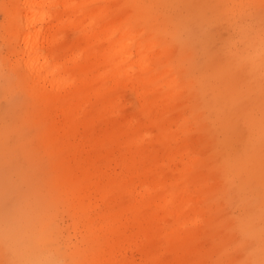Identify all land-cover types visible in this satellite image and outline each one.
<instances>
[{
  "label": "rangeland",
  "instance_id": "obj_1",
  "mask_svg": "<svg viewBox=\"0 0 264 264\" xmlns=\"http://www.w3.org/2000/svg\"><path fill=\"white\" fill-rule=\"evenodd\" d=\"M82 1L86 10L109 8L103 20L122 19L134 29L136 40L159 44L153 72H148L149 95L158 94L159 86L171 91L168 82L175 77L176 94L167 112L170 125H183L185 131L177 133L178 146L161 149L148 138L147 150L158 156L177 151L185 158L184 165L177 158L176 167L164 164V171L176 173L166 177L165 186L176 199L184 196L200 208L197 229L176 259L167 251L166 239L148 256L128 247L116 199L120 177H102L114 200H106V213L99 211L101 201L92 203L83 221L77 205L88 203L70 177L73 147L67 141L73 134L52 132L49 102L25 84L22 69L13 63L9 0H0V264H19L22 258L11 241V232L22 225L16 220L22 218L33 220L23 223L27 234L46 232L54 238L42 234L40 245L60 252L65 259L59 264H85L96 242L116 237L122 240L117 260L123 264H264V0ZM63 33L59 61L77 59L73 78L95 74L99 63L92 55L96 65L82 67L81 31L65 22ZM108 93L122 95L116 113L120 120H150L151 109L141 106L129 85L107 87L103 95L89 97L86 113L100 108ZM116 114L112 120L118 119ZM100 121L94 122L103 125ZM81 129L73 136L75 142L83 138ZM118 139L109 133L104 147H111V153L97 149L100 155L92 162L118 172L121 160L113 150ZM191 160L195 163L189 177L175 171L191 167Z\"/></svg>",
  "mask_w": 264,
  "mask_h": 264
},
{
  "label": "bare ground",
  "instance_id": "obj_2",
  "mask_svg": "<svg viewBox=\"0 0 264 264\" xmlns=\"http://www.w3.org/2000/svg\"><path fill=\"white\" fill-rule=\"evenodd\" d=\"M85 5L82 0H9L8 33L13 44L10 49L13 63L22 69L25 84L42 101L49 102V125L53 133L63 136L73 134L75 137L78 127L82 128V139L75 142L73 136L72 140L67 137V144L73 147L70 153V172L73 173L70 174L73 176L70 177H75L82 199L88 203L77 205V214L81 213L85 221L91 204L97 205L99 201V211L106 213V200H114V197L109 194L110 189L102 185L101 179L120 177V189L116 196L119 201L118 213L123 217L128 231L123 242L148 256L155 248L158 249L160 241L166 239L167 251L176 259L195 235L200 208L198 211L192 205V199L184 196L176 199L165 186L166 177H176V173L164 171V164L174 165L177 158V162L184 165L185 158L177 151L161 152L160 156L149 154L146 141L152 138L155 142L153 145L157 142L161 149H172L181 144L177 133L185 131V127H172L170 122L173 119H169L167 112L176 94V78L168 82V86L173 87L171 91L164 92L159 86L156 88L160 90L158 94L149 95L148 72H153L157 58V51L154 53V50L159 44L136 40L134 29L122 19L103 20L110 13L109 8L93 11L86 10ZM65 22L81 31L85 55L82 67H94L96 64L90 61L93 58L99 63V70L95 74L73 78L77 59L70 64L59 61V43L64 38ZM158 54L163 55V50L159 49ZM119 85H129L134 89L141 106L151 109L150 120L137 122L131 116L120 120L116 113L122 95L112 93L107 94L100 108L90 109L86 113L89 97L101 96L105 88ZM115 114L118 119L112 120L110 116ZM96 118L101 119L103 125L96 124ZM109 133L120 138L113 145L121 160L118 172H109L92 162L100 155L97 149L109 151L111 148L104 147ZM95 134H100L102 139L96 138ZM123 135L125 137L121 140ZM87 148L94 151L90 154L85 150ZM155 159L156 164L153 162ZM194 163L191 160V167L185 171L176 168L175 171L183 173L182 177H189ZM190 213L194 214V218L189 216ZM181 217L185 218L184 221L175 225ZM19 220L16 222L22 225L11 232V241L22 257L19 264L64 263L65 257L60 252H49L40 245L44 235L48 240L54 238L51 239L46 232H41V235L27 234L26 224L30 225L33 220ZM184 224L194 228L186 229ZM121 242L118 237L96 242V250L85 260V264H123L117 260L123 248Z\"/></svg>",
  "mask_w": 264,
  "mask_h": 264
}]
</instances>
